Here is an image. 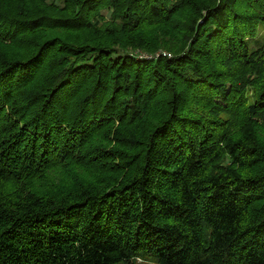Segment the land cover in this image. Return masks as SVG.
<instances>
[{"label":"trees","instance_id":"1","mask_svg":"<svg viewBox=\"0 0 264 264\" xmlns=\"http://www.w3.org/2000/svg\"><path fill=\"white\" fill-rule=\"evenodd\" d=\"M0 264H264V0H0Z\"/></svg>","mask_w":264,"mask_h":264},{"label":"rangeland","instance_id":"2","mask_svg":"<svg viewBox=\"0 0 264 264\" xmlns=\"http://www.w3.org/2000/svg\"><path fill=\"white\" fill-rule=\"evenodd\" d=\"M107 14V13H106ZM159 51H161V50H158V51H156V52H159ZM155 52V53H156ZM130 53L131 54H133V55H136L137 56V58H146V56H148L147 58H149L151 55L150 54H148V53H146V52H143V51H140V50H132V51H130ZM154 53V54H155Z\"/></svg>","mask_w":264,"mask_h":264},{"label":"built area","instance_id":"3","mask_svg":"<svg viewBox=\"0 0 264 264\" xmlns=\"http://www.w3.org/2000/svg\"><path fill=\"white\" fill-rule=\"evenodd\" d=\"M160 52H156L155 54H153V55H155V56H157L158 54H159ZM161 53L163 54V55H170V53H168V52H166V51H161ZM152 56V55H151ZM150 56V57H151ZM146 57H148V56H146Z\"/></svg>","mask_w":264,"mask_h":264}]
</instances>
